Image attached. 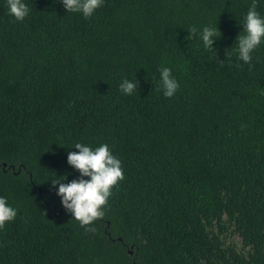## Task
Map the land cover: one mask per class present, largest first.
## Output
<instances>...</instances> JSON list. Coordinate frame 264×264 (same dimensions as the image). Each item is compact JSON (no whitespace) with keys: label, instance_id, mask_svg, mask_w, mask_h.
<instances>
[{"label":"trees","instance_id":"16d2710c","mask_svg":"<svg viewBox=\"0 0 264 264\" xmlns=\"http://www.w3.org/2000/svg\"><path fill=\"white\" fill-rule=\"evenodd\" d=\"M0 264H264V0H0Z\"/></svg>","mask_w":264,"mask_h":264},{"label":"water","instance_id":"95a60500","mask_svg":"<svg viewBox=\"0 0 264 264\" xmlns=\"http://www.w3.org/2000/svg\"><path fill=\"white\" fill-rule=\"evenodd\" d=\"M128 254L130 255V252H128Z\"/></svg>","mask_w":264,"mask_h":264}]
</instances>
